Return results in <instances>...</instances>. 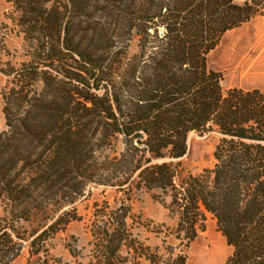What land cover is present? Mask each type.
<instances>
[{
  "label": "trees",
  "instance_id": "1",
  "mask_svg": "<svg viewBox=\"0 0 264 264\" xmlns=\"http://www.w3.org/2000/svg\"><path fill=\"white\" fill-rule=\"evenodd\" d=\"M7 3L29 60L6 72L0 264L24 246L28 264H66L51 256L50 241L83 220L75 206L99 186L127 197L94 205L87 264L157 263L128 224L132 190L159 193L185 246L210 215L232 248L227 264H264V94L225 90L209 63L224 34L264 0ZM209 132L220 136L214 167L186 172L189 135Z\"/></svg>",
  "mask_w": 264,
  "mask_h": 264
},
{
  "label": "rangeland",
  "instance_id": "2",
  "mask_svg": "<svg viewBox=\"0 0 264 264\" xmlns=\"http://www.w3.org/2000/svg\"><path fill=\"white\" fill-rule=\"evenodd\" d=\"M242 6L245 0H234ZM11 6L7 0H0V130H6L3 113L5 105L3 95L11 88L12 77L6 72L10 68L19 69L28 62L26 49L17 28L11 21ZM139 52L137 40L131 43L129 53ZM210 66L220 72L225 90L239 88L258 89L264 94V9H255L250 18L228 31L221 38L218 47L209 55ZM103 94V90L99 92ZM220 136L216 132L204 135L191 133L188 138L189 150L182 159V167L194 175L202 174L215 165L214 151ZM121 152V143L115 145ZM133 218L128 220L134 238L150 247V253L158 258L156 264H166L177 257H186L185 264H227L232 253L226 239L217 228L215 220L209 215L202 231L187 247L176 237L175 229L178 216L156 200L159 193L129 192ZM127 195L115 189L90 187L77 204L76 209L83 220L71 223L65 231L59 232L51 241L49 251L53 258L66 264H87L93 249L91 224L94 222V205L104 207L108 202L111 208L118 206ZM170 202V198L166 199ZM29 230L28 224L21 225ZM171 259V260H170ZM150 262V261H149ZM10 264H28L27 246L21 255ZM152 264V262H150Z\"/></svg>",
  "mask_w": 264,
  "mask_h": 264
},
{
  "label": "crops",
  "instance_id": "3",
  "mask_svg": "<svg viewBox=\"0 0 264 264\" xmlns=\"http://www.w3.org/2000/svg\"><path fill=\"white\" fill-rule=\"evenodd\" d=\"M140 264H150L148 260H142Z\"/></svg>",
  "mask_w": 264,
  "mask_h": 264
}]
</instances>
